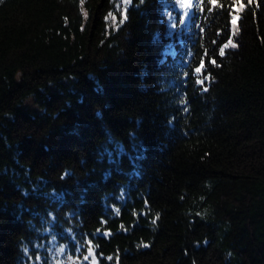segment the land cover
<instances>
[{
	"label": "trees",
	"instance_id": "obj_1",
	"mask_svg": "<svg viewBox=\"0 0 264 264\" xmlns=\"http://www.w3.org/2000/svg\"><path fill=\"white\" fill-rule=\"evenodd\" d=\"M240 2L233 34L236 0H0V264H264Z\"/></svg>",
	"mask_w": 264,
	"mask_h": 264
},
{
	"label": "snow or ice",
	"instance_id": "obj_2",
	"mask_svg": "<svg viewBox=\"0 0 264 264\" xmlns=\"http://www.w3.org/2000/svg\"><path fill=\"white\" fill-rule=\"evenodd\" d=\"M210 2L215 3V0H210ZM236 3L238 4V7L234 8V14L232 15V21H231V23H232L233 26H235L237 20L239 19V12L242 11L244 9V7H245V5L240 2V0H236ZM253 3H255V0H248V4L249 5H251ZM184 7H185V9H187V8L190 7V4H185ZM124 15H126V13H124ZM233 34H235V27H234V30H233ZM229 47L235 49V48L238 47V44L234 43L230 39L226 44L223 45V47H221L219 49V55L221 57L225 56V49H227ZM212 63L215 64L216 61L213 60ZM201 67H203V65H201ZM200 70H201L200 68H197L196 69L197 72H200ZM200 81L202 82V84L204 83L203 80H200ZM157 219H158V217H157ZM153 223H155V221H153ZM121 227L123 228V225ZM104 234H105V237L110 236L109 233H104ZM109 259H111V257H109Z\"/></svg>",
	"mask_w": 264,
	"mask_h": 264
},
{
	"label": "rangeland",
	"instance_id": "obj_3",
	"mask_svg": "<svg viewBox=\"0 0 264 264\" xmlns=\"http://www.w3.org/2000/svg\"><path fill=\"white\" fill-rule=\"evenodd\" d=\"M234 26L232 25V28H233Z\"/></svg>",
	"mask_w": 264,
	"mask_h": 264
}]
</instances>
